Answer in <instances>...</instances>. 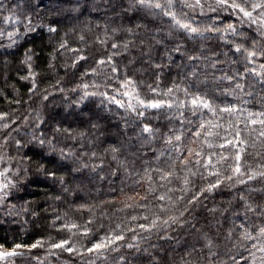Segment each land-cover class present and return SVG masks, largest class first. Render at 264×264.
I'll return each instance as SVG.
<instances>
[{
	"label": "trees",
	"instance_id": "trees-1",
	"mask_svg": "<svg viewBox=\"0 0 264 264\" xmlns=\"http://www.w3.org/2000/svg\"><path fill=\"white\" fill-rule=\"evenodd\" d=\"M0 154V264H264V0H0Z\"/></svg>",
	"mask_w": 264,
	"mask_h": 264
},
{
	"label": "rangeland",
	"instance_id": "rangeland-1",
	"mask_svg": "<svg viewBox=\"0 0 264 264\" xmlns=\"http://www.w3.org/2000/svg\"><path fill=\"white\" fill-rule=\"evenodd\" d=\"M186 1L190 5V7L196 8V7H199L201 3L208 2L210 0H186ZM126 99H128L129 102L134 101L133 96H131L130 94L127 95ZM122 103L123 102H119L120 105H122ZM3 161L5 160L0 154V166L2 165ZM11 183H12L11 179L6 174V169L0 170V207L5 205V200L8 197L7 194L10 191L9 188L11 186ZM13 256H15V253L12 251L0 250V262L8 261Z\"/></svg>",
	"mask_w": 264,
	"mask_h": 264
}]
</instances>
